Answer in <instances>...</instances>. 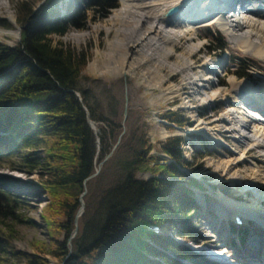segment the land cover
Instances as JSON below:
<instances>
[{
    "label": "trees",
    "instance_id": "obj_1",
    "mask_svg": "<svg viewBox=\"0 0 264 264\" xmlns=\"http://www.w3.org/2000/svg\"><path fill=\"white\" fill-rule=\"evenodd\" d=\"M33 3H17L19 41L0 40V163L18 159L21 167L12 169L42 175L41 193L48 198L42 219L48 241L34 240L31 252L16 249L15 225L25 220L18 213L20 200L6 189L13 178L0 173V264L4 257L12 264L20 258L29 264H50L51 258L60 264H185L161 250V244L193 261L196 253L178 248L176 241L151 229V225L169 227L175 235L195 238L189 220L195 223L196 209H184L183 202L190 187L203 186L180 171L184 164L191 167L180 149L184 138L169 136L153 153L146 129L125 130L121 136L128 125L123 121V99L120 102L114 92L98 103L94 92L81 84L91 53L56 38L72 27H83L88 11L105 17L117 6L115 0H70L64 11L59 9L62 0H45L37 11ZM208 38L210 44L218 43L213 50H226L221 37L209 31ZM252 66L246 64L244 71L235 73L249 76ZM123 80H119L120 88H124ZM83 104L96 122L97 134ZM164 117L169 128L184 124L173 109ZM120 136L101 172L90 177ZM142 171L150 176L139 177ZM221 187L229 193L225 183ZM85 189L90 198L83 196L87 208L78 216ZM167 214L180 216L184 224L172 225ZM76 220L78 230L72 237Z\"/></svg>",
    "mask_w": 264,
    "mask_h": 264
},
{
    "label": "rangeland",
    "instance_id": "obj_2",
    "mask_svg": "<svg viewBox=\"0 0 264 264\" xmlns=\"http://www.w3.org/2000/svg\"><path fill=\"white\" fill-rule=\"evenodd\" d=\"M19 1L0 0V40L7 41L10 44H16L20 39L21 26L17 22L16 12ZM30 1H34L35 4H33L36 7V11L45 3V0ZM69 2L70 0H62L59 9L64 11L65 6ZM115 2L117 6L112 8L105 17L88 11L83 27H72L64 35L56 38H60L77 49H84L91 53L89 62L83 71L81 84L94 92L95 100L98 103L102 99H106L108 93L112 94L114 92L120 102L123 99L124 109L127 110L126 118L124 114V126L126 122L128 124L124 127L125 130L146 129L155 147L153 153L157 151L158 147H161L169 136L179 135L184 138L180 149L182 154L188 159L191 167L184 164L180 167V171L192 177L196 176L200 184H204L202 189L195 186L190 187L189 195L183 202L184 209L189 210L193 207L196 209L193 216L195 223L189 220V223L194 228L195 238L175 235V230L172 228L168 229L169 227L160 229L159 234L176 241L178 248H188L193 254L196 253L197 257L194 256L195 259L193 261H187L176 250H168L164 244L158 246L161 250L170 253L185 264H204L206 255L212 254V252L217 253V256L223 257L225 263L227 261L228 264H244L245 261L232 256V252L236 254L235 247H238V245L235 240L236 235L233 233L229 234L227 222L230 226L231 223L235 224L234 231H238L239 226L245 228L240 229L241 233L246 230L245 233H242L243 236L249 233L251 224L236 225V215L230 216V220H225V224L221 225L225 231V236L222 233L224 240H218L213 230L215 227L213 224L216 222L214 211L216 206L222 204L217 208L229 213L231 211L230 208L224 204L230 202L229 199H232L231 197L237 199H233V201L242 209L253 204L260 205L264 209V188H259V185L264 186V149L256 147L253 151H248L249 148L247 149L246 147L254 146L249 140H244L241 145L230 137L225 138L220 130L229 128L232 124L219 120V117L227 114L228 111L233 110V107H235L232 102L234 97L231 93L233 87L230 81L234 76H230V74L237 76L234 73L235 70L242 72L246 64L252 63L253 66L248 78H250V81L256 82L255 85L257 87H260L264 83V61L240 49L234 42L230 41L222 29L215 24H211L200 26L194 35L189 32L181 39L167 42L163 46V50L170 53L171 57L164 55L166 59L162 57V59L158 60L165 65L161 69L157 62V56L159 55H152V51L149 52L150 55L147 53V49L153 47L151 39L154 37V33L153 29H147L149 25L143 19L145 11L133 10L131 15L127 13L124 17L125 21H116L112 24L109 20L110 16L118 9H121L120 3L122 1L115 0ZM262 7L264 8V5ZM9 11L12 12V16H10ZM95 26H98L97 31ZM258 28L262 27L258 24ZM90 30H93L92 35L86 39L77 38L74 40L69 37L70 33H86ZM209 31L221 37L220 42L226 44L225 51L212 49L218 43H209L210 39L207 38ZM148 32H151V36L148 35ZM132 38L138 40V43L135 44ZM141 40H144L143 46H141L142 44L139 45ZM197 45L199 46L198 50L193 56L190 55L187 49ZM213 58H222V64L214 63ZM182 61L187 62L191 67L187 64V68L181 70ZM235 61L239 63L234 64ZM206 63L210 64L209 69L203 68ZM209 75L214 80L209 83V88L202 90L199 95L187 97L188 90L192 92L195 90L189 87L187 81L190 78L197 80L201 77L206 78ZM121 78L124 79V88H120L119 85ZM193 87L196 88V86ZM222 92L226 94L227 98L218 97L221 96ZM212 94L217 95V98L210 99ZM240 104L245 107L244 103ZM243 107L242 109L244 110ZM169 109L179 113L183 117L184 124L179 126L172 125L173 127L169 128L168 121L164 117V114ZM244 112L247 115L243 116L244 114L241 113V116L239 112L237 115L242 120H247L246 118H249L248 115L251 113L249 110H244ZM249 132L248 129L240 128L239 131L228 133V136L233 135L239 138L240 133L247 135ZM258 139L261 140V138ZM119 142L118 140L117 144L107 154L109 156L105 157L103 162L113 155ZM99 147L101 148V143H99ZM228 159H244V162H240L237 167L233 168V171L226 173V170L223 171L221 167L228 164ZM14 160L15 162L10 161V159L3 160L0 163V173L13 178V183L7 185L6 189H11L20 200L18 213L25 220V222H18L15 225L18 230L15 247L19 252H31L34 240L43 238L47 240L48 238V232L42 219V210L48 198L45 193H41L42 189L39 184L42 180V175L39 172L26 174L12 169L13 166L16 168L21 167L18 159ZM102 166L103 163L99 173ZM138 176L148 178L150 172H138ZM211 179H213V182L226 181L225 184L232 191L233 196H228L229 198L225 197L224 199L225 194L223 196L220 192L214 193L209 188H206L207 183L213 184ZM213 186L215 185L213 184ZM174 194H176V191H174ZM87 196L89 199L90 196L86 194ZM91 200H94L93 193ZM170 202L173 204L172 200ZM204 204H207L211 210L208 216L202 214V206ZM86 208L87 202H85L84 210ZM241 211L246 215H249L248 213L252 214L250 211ZM165 217L172 225H175V223L177 226L184 224L180 216L167 214ZM259 221L263 222L261 219ZM0 227H3L2 223H0ZM219 228L220 224L217 229ZM204 238L208 240H204ZM218 241L220 243L216 245ZM230 242L232 243L230 244ZM220 248L223 253L217 250ZM4 258L3 264H12L8 259L9 257ZM16 264L29 263L25 259L20 258ZM50 264H60L59 259L51 258Z\"/></svg>",
    "mask_w": 264,
    "mask_h": 264
},
{
    "label": "bare ground",
    "instance_id": "obj_3",
    "mask_svg": "<svg viewBox=\"0 0 264 264\" xmlns=\"http://www.w3.org/2000/svg\"><path fill=\"white\" fill-rule=\"evenodd\" d=\"M120 2L121 9H118L113 15L110 16V22H112L113 24V22L116 21H125L124 17L127 15V13L131 15L133 10L136 9L141 10L142 12L145 11V13L143 14V19L149 25L147 29H153L154 33V37H150L152 38L151 45L154 48H148L147 53L152 51V55H159L157 56V62L161 69L164 68L165 65L163 62L158 60L162 59V57L165 58L164 55H168V57H171L170 53L164 52L163 50V46L167 44V42H173L177 39H181L189 32L194 35L195 31L200 26L211 24H215L220 29H222V31L227 35L230 41L234 42L240 49L264 61V28L260 25L258 19L255 18V16L264 14V9L261 8V3H263L264 0H120ZM174 5L180 6L179 11L174 15H165V12ZM166 6L167 8H165V10L164 7ZM228 7L229 9H227ZM9 14L10 16L13 15L11 11H9ZM258 24L262 28H258ZM95 28L97 31L98 26H95ZM92 31L93 30H90L86 33H70L69 37L74 40L77 38L86 39L90 35H92ZM148 35L151 36V32H148ZM132 39L134 40L135 44L138 43V40H135L134 38ZM148 39L146 40L148 41ZM143 42L144 40H141L139 45H141ZM141 46H143V44ZM198 48V45L192 46L189 47L187 51L190 52V55L193 56ZM154 50H156V52H154ZM222 61V58H213V62L217 63L218 65H221ZM187 64V62L182 61L180 67L181 70L187 68ZM208 64L209 63L204 64L203 68L209 69L210 64ZM232 75L234 77L230 80L233 87L231 93L234 97V101L232 102L235 107H233V110L228 111L227 114H223L225 116L221 115L219 117V120L228 124L231 123L232 125L229 128H222L220 131H222V135L225 138L230 137L232 138V140L237 141L238 144L241 145L244 140H249L251 144H254V146L250 145L246 147L247 149L249 148L248 151H253L254 149H256V147H258L259 149H264V83L261 84L262 86L257 87L255 85L256 82L254 83L250 81V78L248 77H237L234 74H230V76ZM207 77H201L197 80L188 78L189 80L187 81V84L191 89L195 90L193 92L188 90L187 97L199 95L202 90L208 89L209 83L214 80L210 75ZM236 78L239 80H237ZM193 86H196V88H194ZM220 95L221 96L218 97L227 98L224 92H222ZM216 96L217 95L212 94L210 96V99L217 98ZM239 102L246 103L255 112H258L257 110L261 111V115L256 117L253 116V114L257 113H252L249 118H246L247 120H242L239 115H237V113L239 112L240 115L242 113L244 114L243 116L247 114L244 112L245 108ZM236 107L238 108V110ZM242 107L244 108V110L242 109ZM240 128L248 129L251 134H249L250 132L247 135L244 133H240L239 138L233 135L228 136V133L232 131H239ZM258 138H261V140H259ZM240 162L243 163L244 159H228V164L223 165L221 169L223 171L226 170V173H229L233 171V168L237 167ZM218 183L222 184L223 182ZM206 188H209L210 191L214 193L220 192L217 188H212L208 185L206 186ZM259 188L263 189L264 186L259 185ZM220 193L224 196L222 192ZM225 197L229 198L228 196H224V199ZM231 198L232 199H229L230 202L224 204L225 206L230 208L231 211L229 213H226L223 209L217 208L222 204H220V206H216V209L214 211L216 222L215 224H213L215 225L213 230L217 235V239L224 240L222 237V233L224 235L225 231L221 227V225L225 220H230V216L233 215L241 216L243 219V224H251L249 233L246 236H243L240 231L233 230L234 223H231L230 226L227 222L229 234L233 233L236 235L235 240L238 245V247H235L236 254L232 252V256L236 259H242V261H245L244 264H261L262 260L260 257L264 254V209H262L260 205L254 204L242 209V207L237 206L233 201V199H237H235V197ZM241 210H246L247 212L250 211L252 214L248 213L249 215H246ZM210 212L211 210L208 208V205L204 204L202 206V214L208 216ZM259 218L263 220V222H260ZM219 224L220 228L217 229ZM204 240L208 239L204 238ZM219 243L220 242L218 241L216 245ZM231 243L232 242H230V244ZM217 250L223 253L221 248ZM204 264L228 263L227 261L226 263L225 261H223V257H215L211 254H207Z\"/></svg>",
    "mask_w": 264,
    "mask_h": 264
},
{
    "label": "water",
    "instance_id": "obj_4",
    "mask_svg": "<svg viewBox=\"0 0 264 264\" xmlns=\"http://www.w3.org/2000/svg\"><path fill=\"white\" fill-rule=\"evenodd\" d=\"M179 9H180V6H179V5H174V6L170 7V8L165 12V15H174V14H176V13L179 11ZM77 95L79 96L80 101H82V97H81L80 93L77 92ZM83 107H84V109H85V111H86V113H87V121H88L89 125H90L91 128L94 130V132L97 134V132H98V128H97L96 122L90 117V112H89L87 106H86L85 104H83ZM124 114H125V118H126L127 110H125ZM125 118H124V120H125ZM124 120H123V121H124ZM124 132H125V128H124L123 132L121 133V136H122V134H123ZM121 136L119 137V141L121 140ZM97 141L99 142V137H97ZM108 156H109V155H107L106 158H107ZM102 163H103V161L100 162L97 171H96L95 173H93L90 177H93V176H95V175H97V174L99 173L100 168H101V164H102ZM86 192H87V189H85L84 193L82 194V197L80 198V200H81V206H80L79 211H78V214H77L78 216H79L80 214H82L83 211H84V208H85V202H84V199H83V195H84ZM77 230H78V223H77V220H76V227H75L74 234L72 235V237L76 234ZM72 237H71V238H72ZM71 238H70L69 240H71Z\"/></svg>",
    "mask_w": 264,
    "mask_h": 264
}]
</instances>
